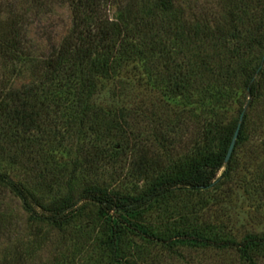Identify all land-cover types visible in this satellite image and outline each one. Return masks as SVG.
Listing matches in <instances>:
<instances>
[{
  "label": "trees",
  "instance_id": "obj_1",
  "mask_svg": "<svg viewBox=\"0 0 264 264\" xmlns=\"http://www.w3.org/2000/svg\"><path fill=\"white\" fill-rule=\"evenodd\" d=\"M260 5L231 3L220 25L189 18L175 0L0 2V162L22 173L0 169V186L32 222L53 229L93 211L107 264H147L153 251L191 264L184 249L234 254L217 264H264V233L237 239L217 217L236 185L264 213ZM58 7L69 10L65 33L36 52L29 14ZM134 94L154 95L151 111L144 98L134 106ZM67 146H79L70 171L54 164ZM176 146L185 149L173 157ZM245 146L257 151L241 165ZM23 258L0 256V264Z\"/></svg>",
  "mask_w": 264,
  "mask_h": 264
},
{
  "label": "rangeland",
  "instance_id": "obj_2",
  "mask_svg": "<svg viewBox=\"0 0 264 264\" xmlns=\"http://www.w3.org/2000/svg\"><path fill=\"white\" fill-rule=\"evenodd\" d=\"M5 1L0 0V2ZM236 1L241 3L243 0H175V3L181 6L185 14L191 19L200 18L210 21L211 24L222 25L227 15L226 10L229 9L231 3ZM256 2H261L264 7V0H252L253 5ZM23 7H25V3L22 5ZM109 9L110 16H114L115 7L110 6ZM258 14H261L260 10ZM29 15L32 23L27 26V31L31 45L34 46L36 52H49L51 46L57 43L65 33L70 15L68 8L58 7L42 16H35L33 12ZM19 83L20 81L15 82V84ZM135 91L142 94L140 89ZM134 95L136 96L132 99L134 106L140 107L142 98H144L143 107H147L151 111V103L156 102L157 99L154 95L151 97ZM105 98H108L107 93ZM137 122H139V129L148 131L147 123L140 121V117L137 118ZM53 148H57V146ZM77 148L79 146H67L65 152L56 151L54 161L56 168H66L70 171L73 167L71 163L79 157ZM184 149L185 146H176L172 151L174 152L172 156L176 157ZM256 149L257 146H245L240 151L241 165H243L242 160H247L249 156L256 153ZM255 167L253 165L251 169ZM13 168L14 166L0 162V169L8 172L14 179H21L22 173L19 172V169ZM245 172L246 169H239L236 184L240 182L239 180H243ZM236 186L231 194L232 201L227 203V206L224 205L225 207L219 211L217 217L237 235V239L245 233H264V213L256 210L257 200H253L255 196L246 194L241 189H237ZM213 209L209 213L215 215L214 211L216 210L214 209L212 212ZM88 211V215L73 221L66 228L53 229L32 222L29 215L23 211L18 198L0 186V256H13L22 252L24 258L21 264H107V260L100 253V246L97 241L100 222L93 211ZM210 218L212 219V214H210ZM181 252L187 261L189 256L194 259L189 261L191 264H217L219 261L227 263L229 259L235 258L231 251L225 253L208 251L203 255L199 252L190 251L189 253L185 249ZM160 253L157 254L156 251H153L154 257L151 261L148 260L147 264H184L181 260L179 261L167 253H162L163 255Z\"/></svg>",
  "mask_w": 264,
  "mask_h": 264
},
{
  "label": "water",
  "instance_id": "obj_3",
  "mask_svg": "<svg viewBox=\"0 0 264 264\" xmlns=\"http://www.w3.org/2000/svg\"><path fill=\"white\" fill-rule=\"evenodd\" d=\"M241 119H242V118L239 119L238 125H237L236 130H235V132H234V135H233V137H232L231 143H230V145H229V148H228V151H227V154H226V157H225V161L228 160V158H229V156H230V154H231V151H232V149H233V147H234V144H235V141H236V138H237L238 132H239V127H240Z\"/></svg>",
  "mask_w": 264,
  "mask_h": 264
}]
</instances>
